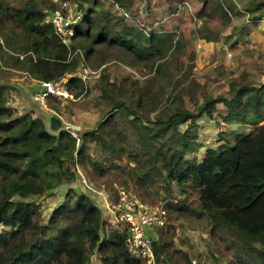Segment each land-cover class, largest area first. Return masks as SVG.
Listing matches in <instances>:
<instances>
[{
  "label": "trees",
  "instance_id": "obj_1",
  "mask_svg": "<svg viewBox=\"0 0 264 264\" xmlns=\"http://www.w3.org/2000/svg\"><path fill=\"white\" fill-rule=\"evenodd\" d=\"M54 1L0 0L4 74L22 72L44 82L72 74L65 87L73 96L66 100L74 105L72 111L81 109L76 101L89 93L88 85L75 73L87 58L98 57L100 50L115 51L123 65L147 68L153 75L141 85L102 77L95 101L101 108L100 118L93 129L80 135L81 144L57 116L45 120L38 103L39 112L19 113L8 106L6 97L14 88L0 79V264H90L93 255L99 264H146L127 251L125 225L106 221L92 192L73 188L80 165L93 186L89 190L103 192L111 204L117 203L119 190L129 191L126 181L86 157L90 141L135 165L140 186L133 194L139 202L157 204L141 192L149 178L143 169L159 176L163 172L166 186L174 183L182 197L163 207L168 223L152 237L155 264H191L189 253L174 242L179 226L174 225V214L206 219L210 237L225 246L223 256L233 252L228 264H264V84L235 81L218 97L199 92L201 85L191 78L194 53L188 54L187 66L181 62L185 35L160 31L161 26L129 25L126 17L134 18L137 9L131 17L122 10L129 12L131 0L111 1L112 8L122 11L118 15L105 10L102 0H86L90 3L86 7L78 3L84 26L77 28L73 43L66 46L44 21L43 10L57 8ZM195 2L201 13L219 18L225 27L239 14L233 0ZM244 10L256 24L264 18V0H251ZM255 10H259L256 15ZM193 34L195 39L218 42L222 32L203 18ZM235 45L232 42L230 47ZM76 50L82 52L83 60L74 54ZM186 98L193 110L187 108ZM46 104L59 112L60 102L54 97L49 96ZM218 105L225 110L217 125L243 129L220 133L221 145L208 149L201 159H187L188 153L198 149L188 140L189 128L202 117L216 120ZM135 122L145 130V139ZM62 187L67 188L63 201L44 220L34 198Z\"/></svg>",
  "mask_w": 264,
  "mask_h": 264
},
{
  "label": "rangeland",
  "instance_id": "obj_2",
  "mask_svg": "<svg viewBox=\"0 0 264 264\" xmlns=\"http://www.w3.org/2000/svg\"><path fill=\"white\" fill-rule=\"evenodd\" d=\"M111 1L102 0V6L105 10L112 13L115 12L117 15L123 11L131 17V15L134 16L132 12L135 11L133 10L137 9V15L134 18L129 19V17H126V22L131 26L138 27L140 24L144 25V27L161 26L163 30L160 31H177L185 35L187 42L185 48L182 49L181 62L187 66L189 64L187 60L188 54L194 53L191 78L201 85L199 92L205 93L206 96L218 97L225 95L229 90V85L235 81H244L255 85L264 84V18L256 24L252 23L250 14L244 10L251 0H233L239 14L233 17L232 24L229 27L223 26L219 18L201 13V6L195 0H147L145 3L150 4L149 8L141 0H131L129 12L125 10L118 11L116 9L117 6L112 8ZM70 3L75 5L81 3L84 7L90 4L86 0L70 1ZM174 6L177 7L176 13H171V9ZM257 13H259V10H255L254 15ZM203 18L209 21L211 27L222 32L220 41L205 42L194 38L193 33L201 25ZM81 26L84 25L81 24ZM238 32H241V36L235 35ZM232 42H235L236 45L230 47ZM117 57L118 54L115 51L100 50L98 57L87 58L85 64L92 71H96L99 77L88 85V95L76 101L81 109L73 108L74 110L72 111L70 107H74V105L71 104V101L65 104L60 103L59 112L56 114L64 119L66 123L64 127L75 134L78 144L82 143L80 135L85 130L93 129L99 121L101 108L95 106V101H97L99 96L97 85L100 84L102 77L107 78L109 82L141 85L153 75V72L150 73L147 68H129L119 62ZM5 66L0 57V79H3V82L6 81L11 85L10 83L21 78L19 76L22 73L10 72V70L7 71V74H4ZM166 71H169V69H166ZM22 78L25 79L23 75ZM27 82L31 83L29 80ZM36 84L38 86V83ZM10 97L11 95L6 97L7 105L15 108L19 113L25 112L27 106L12 103ZM201 97L202 95L199 94V101H201ZM186 100L187 108L193 110V103L189 102L190 100L187 98ZM20 107H22L21 110H19ZM217 108V112L214 113L216 120L202 117L197 120L195 125L189 128L188 140L194 143L193 146H198V149L196 148V151L188 153L185 156L187 159L193 156L201 159L208 149H215L221 145L223 140L220 138V133L228 134L230 129L236 132L243 129L237 125H217L215 121L219 120L220 113L223 114L225 110L223 105H218ZM40 109L42 110L43 108L41 107ZM43 111L42 117L45 120H47V117L52 116V112L49 109H43ZM135 125L141 137L145 139L146 132L141 124L135 122ZM185 126L183 125L181 130H185ZM85 153L86 157L103 164L111 175H117L121 180L126 181L129 187L128 193L134 197L133 190L138 189L140 186L137 183L140 173L133 163L128 162L126 156L122 155L121 158L111 156L109 151L102 150L101 146L95 141L87 143ZM143 171L148 174L147 177L150 180L147 178L144 181L141 189L145 190H141V192H147L148 198L157 202L155 206L164 207L169 201H181L182 197L178 195L175 184L171 182L170 186H166L163 172H161L162 176H159V174L154 172L148 173L145 169ZM77 173L78 179L73 184V188L77 192H92L89 194L97 198L98 205L103 211L106 221L111 220L114 215L111 214L109 209L111 203L106 194L98 190H93L95 192L89 190L93 186L89 184L88 177L80 165L77 167ZM66 189V187H62L56 192H49L40 198H34L41 206L44 220L63 201ZM174 216L177 219L174 225H179L177 226L174 242L177 248L189 253L191 264H228L233 252L226 254L225 257L223 256L222 252H224L225 246L223 244L218 245L215 239L213 240L210 237L206 219H198L190 215L177 217L174 214ZM167 223L168 219L166 220ZM115 225H112V227ZM90 264H99L96 255L91 256Z\"/></svg>",
  "mask_w": 264,
  "mask_h": 264
},
{
  "label": "built area",
  "instance_id": "obj_3",
  "mask_svg": "<svg viewBox=\"0 0 264 264\" xmlns=\"http://www.w3.org/2000/svg\"><path fill=\"white\" fill-rule=\"evenodd\" d=\"M54 2L57 4L56 9L43 10L44 21L53 28L61 43L66 46L71 45L77 28L83 22V14L75 4L61 0ZM74 54H78L83 60L80 50H76ZM75 75L87 85L99 77L96 71H92L83 62ZM71 77L72 74H69L55 81H38L39 88L33 94L34 102L44 110H48L46 102L49 96L54 97L61 104H65L68 99L73 100V96L65 88ZM70 133L77 138L73 132ZM109 209L114 215L113 221L125 225L128 232L126 249L129 254L134 258L144 259L146 264H155L152 237L158 228L166 224V210L163 207L143 204L125 190L118 192L117 203L110 204Z\"/></svg>",
  "mask_w": 264,
  "mask_h": 264
},
{
  "label": "crops",
  "instance_id": "obj_4",
  "mask_svg": "<svg viewBox=\"0 0 264 264\" xmlns=\"http://www.w3.org/2000/svg\"><path fill=\"white\" fill-rule=\"evenodd\" d=\"M18 73H22V72H18ZM22 75L24 76L25 79L22 78ZM22 75L19 76V78L21 77L20 79H16L12 83H10L11 86L14 88L10 93V95H11L10 98L12 100V103L14 102V104H17V105H26L27 109L25 111L33 110V109L38 111L37 105L32 100L33 94L39 88V86H37V84H36V83H38V81H34L29 75H27L25 73H22ZM28 80L31 81V83H28L27 82ZM36 87H37V89H36ZM21 109H22V107L19 108V110H21ZM49 111H51V110H49ZM51 112L53 115L57 116L62 121L63 125L66 124L64 119L60 115L56 114L53 111H51ZM112 219H113V217H112Z\"/></svg>",
  "mask_w": 264,
  "mask_h": 264
}]
</instances>
